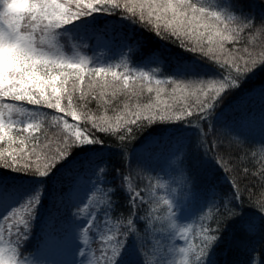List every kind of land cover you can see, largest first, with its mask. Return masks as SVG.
Masks as SVG:
<instances>
[{
  "label": "trees",
  "instance_id": "obj_1",
  "mask_svg": "<svg viewBox=\"0 0 264 264\" xmlns=\"http://www.w3.org/2000/svg\"><path fill=\"white\" fill-rule=\"evenodd\" d=\"M121 1L125 2L118 0L121 5L119 8L106 5V11L92 13L71 24L76 27L75 32L79 40L89 37L90 41L83 44L88 45L87 47L94 34L105 30L99 26L109 19L114 23L120 22V28L125 32L133 33L126 37L133 52L124 61L115 58L104 64L102 67L111 69L106 75L97 77L86 74L83 89L88 93V85L93 83L91 93L83 100L80 99L79 92L74 93L73 97L75 103L84 108L96 123L107 120L112 129L101 132L92 128V121H72L71 117H64L62 113L43 108L39 110L46 114L47 119L42 120L40 132L31 133L39 137L41 147L48 143L57 145L58 137L65 133L62 119L58 124L52 118L60 116L70 124L75 123L81 129H87L97 139L102 140V143L73 148L72 155L62 165L58 164V169L50 177L29 176L31 170L29 175H25L0 168L1 180H21L11 185L16 197V207L37 190L42 192L34 218L29 221L28 241L37 236L45 215H49L54 227L60 222L66 223L62 216L64 208L69 204L67 194L70 185H65V182L70 180L66 177L67 172L72 175L77 167L82 170L88 165L102 168V177L106 181L103 187L108 189L122 183L125 177L128 180L135 172V184L140 187L148 183L151 188L154 183L160 182L156 176L163 174L154 173V176L150 177L149 164H144L140 159L138 160L141 162L135 161V149L155 139L161 145L151 147L150 152H163L171 142L179 140V147H174L164 155L167 156L168 165L176 166L174 162L177 163L178 169H175V173H178V177L186 179V188L189 183L193 185L200 177L204 178L202 191H198L197 196L192 188H187L189 191L185 189V196L188 198L194 195L195 199L190 200L187 208L189 221H196L190 230V245L187 244L186 256L188 254L190 258L189 264H196V254L200 249H203L205 254L203 264H253L260 261L264 263V139L249 133L252 131L249 127L252 126L245 125L247 122L264 123V64L254 67L240 88L222 94L208 119H200L199 101L206 99L204 92L207 87L198 82L218 80L228 75L229 69L222 70L215 58L205 56L200 48L191 51L193 45L187 40L178 39L162 29L158 32L154 27L140 21L138 15L133 17L131 13H126ZM195 2L221 14V21L216 23L222 28L226 24L232 38L227 43L229 47L224 45V49L231 50L230 44L237 46L233 53L238 55L236 59L240 67H243L244 61L249 58L258 61L264 59V0ZM69 30L74 31L72 28ZM71 40L73 43L77 42L73 36ZM86 50L88 53L93 51L90 47ZM226 54L230 55V51L226 50ZM219 59L220 63L227 60L231 65L230 56L223 54ZM92 67L95 66L87 65V68ZM230 71L232 75H236L234 67L230 68ZM112 72L120 75L121 79L114 80ZM125 77H130L127 87L124 86ZM185 80L189 87L204 89L195 101L189 103L184 90L175 91L176 98L158 101L153 97L155 90L176 88L185 85ZM157 81L160 83L157 84ZM105 82L116 84L118 90L112 87L101 88L99 85ZM149 88L152 91H149ZM172 98L175 99L171 100ZM146 105H152L151 112L157 114L152 122L142 118L143 115L150 114L148 111H141ZM24 106L29 109L33 107ZM137 111L141 112V119L137 120L136 124H124V121L120 120L121 126L118 127L119 117L126 120L135 119V116L130 117L131 113ZM189 112L192 113L191 116L188 115ZM160 113L169 114L172 118L162 121L159 119ZM177 115L181 117L179 120L175 119ZM15 119L23 121L26 117L17 114ZM128 128H132L130 133ZM165 135L166 138H163ZM121 136H124L123 140L120 139ZM171 137H174V140ZM191 137L192 142L188 143L187 139ZM31 146L29 144V150ZM41 158L43 159V156ZM34 169L35 163L32 170ZM133 187L136 188L135 185ZM129 197L125 192L118 190L110 204L113 218L110 219V216L101 213L103 206L101 214L93 221L102 230L92 231L91 240L96 253L102 254L104 264L103 257L110 254L112 247L122 241L124 249L117 264H164L165 249L170 246L173 229L164 200H155L150 196L148 201L137 202L133 206ZM25 216L26 213L21 210L7 221L15 230L23 227L19 220ZM127 219L134 221L136 231L129 233L126 231L127 227L119 228L118 236L115 234L113 239L108 241L105 237L106 228L109 232L112 222L127 223ZM205 228L210 231L205 233ZM212 232H215L219 239L205 248L204 236ZM57 233L58 238L65 242L67 231L59 233L56 230ZM99 246L102 248L99 249ZM29 254L32 255V251Z\"/></svg>",
  "mask_w": 264,
  "mask_h": 264
},
{
  "label": "snow or ice",
  "instance_id": "obj_2",
  "mask_svg": "<svg viewBox=\"0 0 264 264\" xmlns=\"http://www.w3.org/2000/svg\"><path fill=\"white\" fill-rule=\"evenodd\" d=\"M18 2L23 5L18 12L12 15L6 12L0 13V168L25 175H29L31 170L29 176L45 178L50 177L58 169L57 165H62L72 155L73 148L100 144L102 140L97 139L87 129H81L75 123L70 124L67 119L53 116L52 119L58 124L62 119L65 134L58 137L57 145L53 146L48 143L41 147L39 137L31 134L33 131L40 132L42 120L47 119L46 114L39 109L55 110L58 114L62 113L64 117H71L72 121L82 119L85 122L92 121V128L101 132L111 130L112 125L109 121L103 120L100 124L96 123L84 108L75 103L73 98L74 93L77 92H79L81 100L91 93L94 87L93 83H89L88 93H85L83 89L86 74L99 77L101 74L106 75L111 69L105 67L87 68L90 61L83 57L79 59L68 57L54 43H49L46 50L42 46L45 41L43 38L38 41L35 33L37 29H40L44 33L51 34L55 40L60 35L56 32L57 29L63 30L84 16L106 11V5H111L114 8H119L121 5L118 0H18ZM124 8L133 17L138 15L140 21L154 27L158 32L162 29L178 39L187 40L193 45L191 51L200 48L205 56L214 57L215 62L222 70L229 69L228 75H224L218 80L210 79L198 82L207 87V91L204 92L206 99L199 101L198 115L200 119H208L222 94L240 88L243 80L253 71L254 67L264 64V59L258 61L251 58L244 61L243 67L239 66L236 58L232 59L231 65L227 60L220 63V55L226 54L223 41L231 38L224 34L228 31V26L225 24L224 30L221 31L216 23L221 21V14L211 11L203 4L196 3L195 0H125ZM205 43L208 45L206 50L203 47ZM232 67L235 68L236 75L231 74L230 68ZM112 76L116 81L121 79L116 72H112ZM129 79L130 77L124 78L125 87L128 86ZM156 83L159 84L160 81ZM99 86L118 90V86L114 83L105 82ZM148 90L152 91L151 88ZM197 90L201 89L197 88ZM65 100L67 103H63ZM24 105L33 107L29 109ZM151 108L152 105H146L141 110L150 113L143 115V120L152 122L156 119L157 114L151 112ZM17 114L26 117V119L23 121L15 119ZM131 115H134L135 119L126 120L124 117H119L118 127L121 126L120 120H123L124 124H136L137 120L141 119L140 111L131 113ZM188 115L191 116L192 113L189 112ZM171 118L169 114L160 113L159 115V119L162 121ZM180 118L179 115L175 117L177 120ZM127 131L130 133L132 128H128ZM25 133L29 135H24ZM120 139L123 140L124 136H121ZM29 144L32 145L30 150ZM33 163H35L34 170H32ZM98 171L103 172L104 169L100 168ZM159 187L165 188L166 185L161 184ZM236 187L238 188V186ZM139 195L137 193L136 199H139ZM41 196V190H37L18 207L13 208L7 215L0 218V221H7L15 217L21 210L26 213V216L19 220V224L23 227L17 228L18 239H27L29 221L34 218ZM75 199L76 192L73 190L68 194L71 211L73 207L77 209V211H72V216L89 221L86 227L79 230V239L84 248L80 254L86 256L87 264H93L86 246L93 229L96 232L102 230L93 223L97 220V216L89 212L87 208H81L74 202ZM129 199L134 206L135 199L132 197ZM164 202L173 211V227H175L172 202L167 199ZM105 227H107L106 223ZM12 228L13 225L9 224V233ZM126 231L129 233L136 231L132 219H127ZM209 231L208 228L204 229L205 233ZM3 234L4 227L3 224H0V238L3 237ZM100 238L103 240V236ZM112 239V235L107 237L108 241ZM218 239L215 232L206 234L204 247L208 248ZM123 249V242H118L112 247L111 253L103 257L104 264H117ZM8 251L13 254L9 255ZM8 251L0 247V261L3 264H20L15 250ZM184 251L185 249H180V252ZM204 258V250L200 249L196 254V264H203ZM185 264H187L186 261Z\"/></svg>",
  "mask_w": 264,
  "mask_h": 264
},
{
  "label": "rangeland",
  "instance_id": "obj_3",
  "mask_svg": "<svg viewBox=\"0 0 264 264\" xmlns=\"http://www.w3.org/2000/svg\"><path fill=\"white\" fill-rule=\"evenodd\" d=\"M124 3L121 1V4L124 5ZM126 13L129 12L126 11ZM120 25V22L114 23L113 20L112 22L111 20H107L101 26H99L100 29H102L104 26L106 27L104 31L94 34V38L93 36L91 37L93 40L89 44V47L93 49V51L90 50L89 53L86 50L89 48L87 47L88 45H83L90 41L89 37H82V39L79 40L78 34L75 32L77 31L76 27L73 25H68V27H66L68 29H57L56 32L60 33V35L55 40L51 34L44 33L40 29H37L35 35L38 41L43 38L45 43L42 46L46 50L48 49L49 43H54L56 47L66 56L74 57L76 59L83 57L90 61L88 65L92 64L95 67H102L104 64L109 63L115 58H117L119 61H124V59H126L133 52V49L129 47L126 41L128 34L133 33L131 31L125 32L120 28ZM217 27L221 31L224 30V27L222 28L220 24H217ZM69 28H72L74 31L69 30ZM224 34L228 36L231 34V32H229V28ZM72 36L77 40V42H72ZM231 39L232 38L229 40H224L223 46H228L227 43L228 41H231ZM78 41L81 42L78 43ZM230 45L231 50L226 49L230 51V55H225L230 56L231 59L238 58V55L233 53L235 52L234 50H236L237 46L232 44ZM207 47L208 45L205 44L204 49L206 50ZM65 51L73 52L65 53ZM183 84L185 85L165 91L155 90V92H153V97H155L158 101L166 100L171 97L176 98L175 95L177 94L175 91L184 90L188 96L187 101L191 103L192 100H196V97L201 96L202 92L204 91V89L201 87H199V89L203 91H198V87L195 86H187V80H185ZM157 92H159V95H157ZM175 98H172L171 100ZM133 116L134 115H132L130 118H134ZM245 125L252 126L249 127V129L252 128V131L249 133L256 134L257 137L264 139V123L258 124L247 122ZM192 138L193 137L187 139L188 143L192 142ZM171 139L174 140V137H171ZM178 141L179 140H175L174 142H171V145L163 152H150L149 149L151 147L161 145V143L154 139V141L147 144L146 147L139 148L136 151L135 154L137 159L135 158V161L137 162L139 161L138 159H140L144 164H149L148 174L150 177H153L154 173H157V175L161 173L163 174L156 176V179H160V182L154 183L153 187L151 188H149L150 186L148 183L141 185L140 187L137 186L135 184L137 176L135 172L128 178V180L125 179L122 183L113 186L111 189L112 191H109L110 188L108 189L103 187L106 183L105 178L102 177V172L98 171L99 168H94L92 165H88L82 170L77 167L74 172H72V175L70 172L66 173V177L70 179L68 180L69 182H65V185H70L68 194L75 190L76 199L74 202L79 204L81 208H87L89 212H92L96 216L98 214L105 213L106 216H110V219L113 218V210L110 204H112L113 195H116L118 190L125 192L127 196L135 199V204H137V202L144 203L148 201V197L150 196L154 197L155 200L162 198L163 200L167 199L171 201L174 210L175 227H173V211L169 209L168 204L164 202L166 204L168 215L171 219V226L173 227L171 230L172 235L170 236V246L169 248L165 249L166 258L164 259V264H185V261L187 264H189L190 262L188 254L186 256L187 244L190 245V241L192 239L190 230L193 228V225L196 221H189V218L187 217V208L189 206L188 203H190V200H195L194 195L197 196L199 194L198 191H202L201 188H203L204 183L203 177H200L196 182L193 183V185L189 183L187 188H192L194 195L188 196V198L185 196L187 181L184 180L186 179L178 177V173H175V169H178L177 163L174 162L176 166L171 165L170 167L168 165V159L166 160L167 156H164L169 151H171L173 147H179ZM136 168L142 169L139 166H136ZM17 182H20V180L13 179L9 180V182H5L4 180L0 179V218H3L13 208H16V197L14 192H12L11 185ZM161 184L166 185V187L160 188L159 186ZM134 185L136 188L133 187ZM173 189H175V192H173ZM187 190L189 191V189ZM137 193L140 194L139 199H136ZM103 206L104 210L101 212V208ZM70 207L71 205L68 204L66 208H64V215L62 218L65 219L66 223L60 222L56 224L55 227L53 226V222L49 218V215H45L39 226V232L37 233V236L29 241L28 239L30 236L28 237V234L27 239H18L17 229H12L11 233H9L8 225L11 223L8 221L6 223L5 221H0V224H3L4 227L3 237L0 238V247H3L6 251L14 249L20 264H87L86 256H81L80 254L82 251H84V248L79 239V230L86 227L89 221L83 218L77 219L73 217L72 211H77V209L73 207L71 211ZM83 215L84 214L82 213V216ZM107 222L109 223V220ZM125 227H127V223H119V221H116V223L112 222L110 224L109 232L107 231L108 228H106L107 235H105V237H108L109 235L114 237L115 234L118 236L117 229ZM56 230L59 233L67 231L66 242L58 238V233L56 234ZM92 237L93 235L90 233L89 242L86 246V250L89 252V258L93 261V264H103L102 254L96 253V249H94L92 244ZM100 248H102V246H99V249ZM181 248L185 249V253L180 252ZM31 251L33 253L32 255L29 254ZM8 254L12 255L13 253L8 251ZM260 263L264 264L261 261L257 263L254 262L253 264ZM248 264H250V262Z\"/></svg>",
  "mask_w": 264,
  "mask_h": 264
},
{
  "label": "clouds",
  "instance_id": "obj_4",
  "mask_svg": "<svg viewBox=\"0 0 264 264\" xmlns=\"http://www.w3.org/2000/svg\"><path fill=\"white\" fill-rule=\"evenodd\" d=\"M22 7L23 5L20 4L18 0H3V2H0V13L6 12L12 15L18 12ZM173 192H175V189H173ZM0 264H3V262L0 261Z\"/></svg>",
  "mask_w": 264,
  "mask_h": 264
}]
</instances>
